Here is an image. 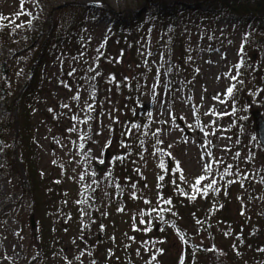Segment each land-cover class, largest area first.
I'll return each mask as SVG.
<instances>
[{"label":"rangeland","instance_id":"374dc122","mask_svg":"<svg viewBox=\"0 0 264 264\" xmlns=\"http://www.w3.org/2000/svg\"><path fill=\"white\" fill-rule=\"evenodd\" d=\"M226 2L213 1L215 12L178 8L177 24L167 30L158 23L151 33L132 27L131 54L123 58L129 48L117 43L105 59L104 70L112 71L93 73L102 78L98 102L87 98L91 82L78 75L94 69V46L103 43L109 16L92 27L94 46L85 58L71 59L67 51L47 55L30 105V169L17 98L31 76L32 55L56 18L77 19L86 4L100 0H25L26 15H17L20 0H0V89L9 99L0 98V120L8 128L7 143L0 142V264H207L194 261L191 242L202 250L227 248L235 264H264L257 237L264 225V149L252 139L251 117L256 110L264 118V36L219 10ZM142 3L106 0L114 12ZM233 84V94L224 96ZM129 89L131 103L125 102ZM218 93L224 103L213 99ZM73 115L93 119L79 123ZM100 160L106 164L101 172L94 167ZM228 165L231 174L221 178ZM200 176L206 179L195 192ZM213 179L219 191L205 195Z\"/></svg>","mask_w":264,"mask_h":264},{"label":"trees","instance_id":"16d2710c","mask_svg":"<svg viewBox=\"0 0 264 264\" xmlns=\"http://www.w3.org/2000/svg\"><path fill=\"white\" fill-rule=\"evenodd\" d=\"M213 1L217 0H143L142 5L137 9H129L128 11H118L114 12L110 10L109 6L106 5V0H100V5L106 6H96L93 4H86L85 8L81 14L76 18H56V22H52L49 24V31L46 35L44 41L38 46L37 51L32 55V72L28 82L23 87L22 91L17 98L19 105L21 106V114L23 118L22 130L25 132L26 137H23L25 140L26 148L28 150V157L26 158L27 167L30 169L33 166V158L30 156L32 150V141H31V107L32 96L36 92V88L39 87V76L38 72L41 67H43L44 59L52 51H56V53H60L63 51L68 52V56L71 59L81 53V58L86 57V53L90 49L93 44V39L89 37L92 27L96 25L97 20L99 19H107L105 15L109 16V27L107 31V35H104L100 41V44L94 46V55L92 57L95 58V61L92 62V67H94L95 72H100L103 75L105 72H111L112 70H104L106 67V54L107 52H112V46L117 45L119 43L123 47L129 48V50H124L121 53V56L125 58L130 55L132 52L131 42L128 40V35L131 34L130 30L132 27L138 28L139 26L146 27L150 29L148 33H151L152 27H150L153 23H158L164 29H168L171 25L177 24V16L178 12L176 11L178 8L183 10V12H188L189 10H211V8L215 9L214 12L217 11L216 8L212 5ZM220 1V0H218ZM227 1L226 4H222L223 6L219 8L222 10L224 7L225 11H228L232 14V16H236L242 20H246L248 23L253 26V34L261 33L264 36V0H255L254 3L247 7V0L245 1H237V0H223ZM213 12V13H214ZM207 13V12H206ZM1 37V36H0ZM36 37V36H35ZM133 39V37H132ZM136 41V40H135ZM133 39V42H135ZM99 42V41H98ZM8 44H12V42L8 41ZM134 44V43H132ZM31 45L30 47H33ZM90 46V47H89ZM28 47V48H30ZM99 50V51H98ZM67 56V57H68ZM91 67H87L86 70ZM94 71H88L89 74L84 76L78 75L80 77V81L83 79L91 82L90 86H92L90 93L87 98H95L98 102L100 100V93L97 88L99 86V82L102 78L98 79H90L93 77ZM123 69L121 67L118 68L119 74L124 73L121 72ZM69 72V70H68ZM66 72L65 74L67 75ZM87 72V73H88ZM92 73V74H91ZM264 73V72H263ZM69 76V75H67ZM77 76V77H78ZM120 76V75H118ZM121 77V76H120ZM125 78L126 76L123 75ZM70 79V78H68ZM264 79V78H263ZM264 87V81H260ZM87 84V83H82ZM89 85V84H88ZM95 86V87H94ZM97 89V90H96ZM96 90V91H95ZM132 90L129 89L125 93V102L131 103L133 102V98L131 95ZM7 91H3L0 89V98L6 103L9 104V99L7 98ZM264 94V88H263ZM140 101L138 100V107L136 108L141 111ZM7 133L8 128L6 127V123L0 120V142L7 143ZM9 148V147H6ZM5 148V149H6ZM165 192L167 189L164 190ZM192 222L200 229L201 224L198 221ZM176 224V222H174ZM203 229H209L202 227ZM257 237L260 239V242H263L264 248V225L260 230ZM257 238V239H258ZM190 249L194 256V261H198L199 263H207V264H235L230 260V251L227 248H218L215 244L210 248H206L205 250L200 249L197 245L190 243ZM206 256L208 260H203V256ZM240 262L238 261V263Z\"/></svg>","mask_w":264,"mask_h":264},{"label":"snow or ice","instance_id":"6c2138e0","mask_svg":"<svg viewBox=\"0 0 264 264\" xmlns=\"http://www.w3.org/2000/svg\"><path fill=\"white\" fill-rule=\"evenodd\" d=\"M24 2H25V0H20L21 11L18 12L17 15H26V14H28V13H25V12L23 11ZM0 19H5V17L0 16ZM101 47H103V45H101ZM98 51H99V50H98ZM240 52H241V53L243 52V45L241 46ZM117 62H118V61H117ZM235 68H236V69H239V68H240V64L238 63L237 65H235ZM74 71H75V70L73 69V72H74ZM89 71H94V69H93V68H89ZM197 71H198V70H197ZM69 75H72V72H70ZM96 75L98 76V75H100V73L97 72ZM238 76H239V72L237 71L236 75H232V76H231V80H232V81H237V77H238ZM217 78L219 79V77H217ZM90 79L94 80V79H95V76L91 77ZM109 79H110V81H111V80L114 79V77H110ZM125 79H127V78H125ZM234 88H235V84H233V85L227 87V89H226V91H225V93H224V96H226V97H227V96H231V95L233 94ZM219 97H220V94L218 93L217 96L213 97V99H214V100H218L219 103H224L225 101H224L223 99H219ZM73 99H79V96L77 95V96L73 97ZM202 99H203V97H202ZM62 107H68V105H62ZM84 110H85V111H88V112H91V111L93 110V106H92L91 104H86V109H84ZM50 111H51V109H50ZM210 111H211V110H210ZM233 111H235V108H233ZM149 114H150V113H149ZM193 114L195 115V109L193 110ZM208 114H209V113H206V115H208ZM213 114H214V113H213ZM71 119H72L73 121H76V122H79V123H85V124H86V123H88V120L93 119V117L88 116L86 119L81 120L78 116L73 115V116L71 117ZM245 119H248V117H245ZM256 128H257V129H260L261 131H264V120L260 121V122L257 124ZM75 130H76V127H75V124H73V127L70 128L69 131L71 132V131H75ZM97 134H99V133H97ZM205 134L207 135V133H205ZM153 135H155V134H153ZM256 138H257V137H256L255 135L252 137L253 140H255ZM80 139H81V140H84V139H85V136H84V135H81V136H80ZM157 142L159 143V141H157ZM108 146H109V142H106V144H105L104 147L107 148ZM79 147H80L81 149H83L84 145H83V144H80ZM89 151H90V150H89ZM235 155H236V156H239V153H236ZM202 158H203V157H202ZM117 159H119V157H117ZM54 163H55V162H54ZM100 163L103 164L104 161H103V160H100ZM160 167H161V168L164 167L163 162H161ZM230 168H232V165H228V167L225 169L224 173L221 175V178H223L224 175H230V174H231V173L228 171V169H230ZM178 170H179V169L177 168V171H178ZM204 170L210 172V171L212 170V165H211L210 163H206L205 166H204ZM137 171H138V170H137ZM246 177H247V174H245L244 178H246ZM81 179H83V177H81ZM158 179H159V180H163L164 177H163V176H160V177H158ZM205 179H206L205 176H200V177H198V178L196 179L195 185L193 186V189H194L195 192H199V191H200V189H199L198 187H196V185H199V184L201 183V181H202V180H205ZM262 180H264V178H262ZM235 182H237V181H234V180H233V181H228V183H235ZM216 183H217L216 180L213 179V180L211 181V183L208 184V185L203 189L204 194L207 195L209 189H212V190H214V191H219V189L214 188V185H215ZM132 187L135 188L136 185L133 184ZM241 187H243V184H241ZM182 194H183V193H182ZM132 198H133V199H136V198H137L135 192L132 193ZM195 198H196L195 196H191V197H190V199H195ZM163 202H164L165 204H170V203H171L170 200H164ZM77 203H86V200H84V201H77ZM145 203H148V201H145ZM117 210H118V211H123V209H117ZM152 211H156V209L153 208ZM160 211L163 212V211H165V209H161ZM81 214L84 215L83 212H82ZM241 214H243V212H242ZM141 215H144V212H143V211L141 212ZM133 219H135V217H134ZM140 223H141V224H144L145 221H144V220H141ZM148 223H151V222L149 221ZM198 223H199V221H198ZM103 228H104V226L101 225V230H103ZM133 228H134V230H136L135 225H133ZM144 230H145V231H149L150 229H149V228H145ZM225 235H228V233H225ZM130 239H131V237H130ZM153 259H155V257H153Z\"/></svg>","mask_w":264,"mask_h":264},{"label":"water","instance_id":"95a60500","mask_svg":"<svg viewBox=\"0 0 264 264\" xmlns=\"http://www.w3.org/2000/svg\"><path fill=\"white\" fill-rule=\"evenodd\" d=\"M253 58H254V56H253ZM251 117H252V121L254 123L253 124V129L256 131L258 142L261 145V147L264 149V131H261L260 129L256 128L257 124L260 121L264 120V118H262L261 114L258 111H256V110L251 112ZM105 166H106L105 163H103V164L95 163L94 164L95 169H97V171H99V172H101L104 169ZM33 218H34V216L31 215L30 223H31V227L32 228L34 227Z\"/></svg>","mask_w":264,"mask_h":264}]
</instances>
